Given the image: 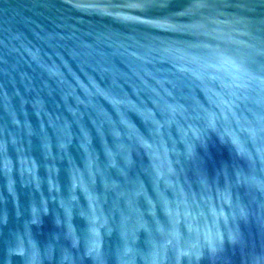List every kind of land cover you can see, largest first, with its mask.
Returning a JSON list of instances; mask_svg holds the SVG:
<instances>
[{
    "label": "water",
    "instance_id": "obj_1",
    "mask_svg": "<svg viewBox=\"0 0 264 264\" xmlns=\"http://www.w3.org/2000/svg\"><path fill=\"white\" fill-rule=\"evenodd\" d=\"M0 264H264V0H0Z\"/></svg>",
    "mask_w": 264,
    "mask_h": 264
}]
</instances>
